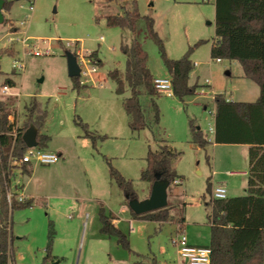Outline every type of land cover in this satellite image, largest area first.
I'll use <instances>...</instances> for the list:
<instances>
[{
    "label": "rangeland",
    "instance_id": "1",
    "mask_svg": "<svg viewBox=\"0 0 264 264\" xmlns=\"http://www.w3.org/2000/svg\"><path fill=\"white\" fill-rule=\"evenodd\" d=\"M133 1L17 0L9 12H3L0 101L10 102L11 116L22 125L26 106L37 99L47 112L41 130L50 137L46 149L62 151L68 159L64 167L54 171H50V165L34 162L37 169L31 175L21 176L33 205L13 213L15 264H183L175 243L182 230L193 245H207L210 241L207 216L211 208L205 205L212 199L206 193L208 179L225 184L228 197L246 194L247 178L229 177L225 170L228 153H232L237 161L236 170L248 171L243 166H248L243 147L200 148L190 143V119L204 134L212 136L215 93L244 102H255L260 96L258 84L245 77L239 61L218 62L211 57L215 0H136L140 13L155 19V28L170 58L179 59L193 47L191 59L195 65L190 84H199L196 93L186 96L184 101L160 93L157 102L161 118L158 125H152L153 131L130 128L123 106L130 88L125 84L124 93L118 94L117 82L109 76L115 69L121 75L125 73L126 55L121 45L129 44L134 33L128 28L107 25L105 17L124 13L132 8ZM101 36L103 41L99 40ZM137 36L148 53L154 77H169L158 45L147 35L144 20L139 21ZM26 37L27 46L22 41ZM201 40L206 42L195 46ZM49 48L50 54H46ZM37 49L43 55L34 54ZM68 52L76 57L97 52L101 64L93 79L104 80H91L79 91L74 89L68 71ZM19 63L24 64L23 69L17 67ZM9 80L15 81L16 94L3 93L2 87L10 85ZM141 103L150 119L149 96L143 94ZM76 115L104 137L97 138L96 146L75 123ZM158 138L167 139L182 153L176 170L184 176L183 184L169 188L167 207L173 220L163 223L134 219L123 192L110 177L107 164L109 159L133 181L139 199L149 197L152 184L143 181L141 173L146 168L149 149L164 144ZM102 210L117 218L115 225L127 235L131 250L119 244L116 236L102 231ZM181 215L186 218L182 228L177 222ZM51 221L55 229L52 254L58 258L47 262Z\"/></svg>",
    "mask_w": 264,
    "mask_h": 264
},
{
    "label": "trees",
    "instance_id": "2",
    "mask_svg": "<svg viewBox=\"0 0 264 264\" xmlns=\"http://www.w3.org/2000/svg\"><path fill=\"white\" fill-rule=\"evenodd\" d=\"M17 0H4L3 10L9 12ZM109 26L128 28L134 33L129 44L123 43L121 49L126 55V69L123 75L115 69L109 76L116 80L118 94H123L125 84L130 88V96L123 101V106L129 116V126L133 131L153 128L160 123V108L157 102L160 92L154 85V75L148 64V53L138 39L139 21H145L147 35L159 47L161 57L170 74L174 95L181 101L186 96L195 94L199 84H190V75L195 63L191 59L193 47L179 59L170 58L165 50L164 41L155 28V19L142 15L137 1L132 8L124 13L105 17ZM206 41L201 40L198 44ZM97 58V52H92ZM211 57L214 59L237 60L242 65L246 78L254 81L260 88V96L255 102L231 101L223 94H216L215 135L214 142L218 144H246L248 149V178L246 194L225 199H210L205 205L211 208L208 221L211 227L210 247L212 248L211 264H264V0H215V40L211 47ZM98 64L101 60L97 58ZM73 88L84 87L80 76L72 77ZM11 86L15 85L9 80ZM150 98L151 117L148 119L146 109L141 103V96ZM26 120L22 125L10 120L11 104L7 100L0 101V264L14 263L13 213L33 205V199L18 200L16 194L11 202L8 193L18 186L13 185L16 173L11 164V158H19L27 150L23 134L32 125L38 129V147L45 148L50 137L39 133L45 124L47 112L37 99L26 106ZM74 121L85 132L96 146L97 135L90 129L88 123L76 115ZM191 141L200 148H206L210 141L194 119H190ZM173 147L160 146L157 150L148 151L146 168L141 173L143 181L153 183L160 179L169 181L170 187L178 178H183L173 167V161L179 156ZM110 177L123 192L128 204L138 199L139 195L133 186V181L126 178L107 159ZM27 165L23 166V171ZM212 183L207 181L206 193H212ZM152 189V187H151ZM206 195H203L205 199ZM186 206V203H184ZM137 219L156 221L159 223L173 220L168 207L136 214ZM102 231L114 235L118 243L131 250L127 235L113 223V217L101 211ZM177 222L183 227L185 216L181 215ZM181 225V226H180ZM54 224L49 223L48 244L45 261L53 262Z\"/></svg>",
    "mask_w": 264,
    "mask_h": 264
},
{
    "label": "built area",
    "instance_id": "3",
    "mask_svg": "<svg viewBox=\"0 0 264 264\" xmlns=\"http://www.w3.org/2000/svg\"><path fill=\"white\" fill-rule=\"evenodd\" d=\"M33 8V6H31ZM100 41L104 40V37L101 36ZM23 44L27 46L28 44V37L24 38ZM46 54H50V48L46 50ZM34 54L36 55H43V53L40 50H35ZM77 61L80 66V80L81 83H88L89 81L93 80L94 74L98 72V61L92 57V55H84L79 54L77 56ZM217 61H222L221 58H217ZM17 67L19 69L24 68L23 63L17 64ZM209 86L211 84L210 80L207 81ZM154 85L158 92L164 93L168 96L174 95L173 90V84L172 80L169 77L166 78H154ZM13 86L5 84L2 87V91L5 94H12L11 88ZM203 92L204 89H203ZM202 92V93H203ZM16 94V93H15ZM10 120L12 122L15 121V119L10 116ZM18 125V124H17ZM19 126V125H18ZM210 131L213 133L215 132V127L210 128ZM11 164L14 166V172L17 173L18 171L21 173L23 166L28 164H33L34 162L43 164V165H51L54 163H57L61 159V155L58 152L50 151L46 148H40L38 146L36 147H28L27 150L24 152V154L19 158H11ZM16 180V177L14 178V181ZM14 186H18L19 183L14 184ZM175 183H180V180H176ZM19 187L16 189H12L8 193V200L11 202L12 197L14 194H16V197L20 201H24L26 198L20 194ZM212 199H225L228 197L227 189L225 186L222 185H215L212 188L211 193ZM177 248H178V254L180 259L184 262V264H211V255H212V248L210 246H199V245H193L189 242L187 234L184 230L181 231L178 239L175 241Z\"/></svg>",
    "mask_w": 264,
    "mask_h": 264
},
{
    "label": "crops",
    "instance_id": "4",
    "mask_svg": "<svg viewBox=\"0 0 264 264\" xmlns=\"http://www.w3.org/2000/svg\"><path fill=\"white\" fill-rule=\"evenodd\" d=\"M5 14L7 13V12H5V11H3ZM17 29V28H16ZM102 79L104 80V78H101V80H99V79H93V81L92 82H97V80L98 81H102ZM14 81V80H13ZM15 82V81H14ZM84 85H86V84H84ZM16 87L15 86H13L12 87V90L11 91H14V93H16L15 92V89ZM215 95H216V93H215ZM227 99L228 100H231L229 97H227ZM124 101V100H123ZM232 101V100H231ZM126 114H127V112H126ZM215 114H216V104H215V109H214V111L212 112V115L215 117ZM128 116V115H127ZM128 118H129V116H128ZM212 127H215V124H214V126H210V128H212ZM151 131H153L152 130V128H149ZM42 130V129H41ZM40 130V133H42V131ZM207 135V134H206ZM214 135H215V133L213 132L212 133V136L211 137H209L208 135H207V138H208V140L210 141V144L208 145V146H213V147H218V145H240L241 147H243V152L245 153V158L246 157H248V149H249V145H246V144H218V143H215L214 142ZM156 139V138H155ZM157 141H161L162 143H164V144H162V145H169V146H171V147H173L176 151H177V149L167 140V139H157ZM190 143H192V145H196V146H198L197 144H195V143H193L192 141H191V139H190ZM48 146V145H47ZM151 146V145H150ZM199 147V146H198ZM46 148V147H45ZM160 148V146L157 148V149H159ZM157 149H155V150H157ZM178 152V151H177ZM230 152H232V150H230ZM58 153L61 155V159L57 162V163H54V164H51L50 166H51V168H49L50 169V171H54V170H59V169H61L62 167H64L66 164H67V162H68V159L66 158V156L64 157V155H63V152L62 151H58ZM180 154H179V156L178 157H176V159L173 161V167L176 169V162L180 159V157H181V155H182V153L181 152H179ZM227 167H226V172H227V174L229 175V177H234V176H239V175H243V176H245L246 178H248V171H245V170H241V171H238V170H236V166H237V161H236V159H235V157H234V154H232V153H228V156H227ZM43 165V164H42ZM240 166H242V165H240ZM244 166V168H248V166H247V163L246 164H244L243 165ZM35 169H37L36 167L34 168L33 167V164H28L27 165V170L26 171H23V169H22V172L20 173L19 171L16 173V180L14 181V184H17V183H19L18 184V190H19V192H20V194H22L26 199H32L31 197H32V195H31V193L29 192V189H28V186H27V184H25L24 182H22V179H21V176L22 175H24L25 173H27V174H29V175H31V173L32 172H34L35 171ZM247 170V169H246ZM177 171V170H176ZM178 173V172H177ZM179 175H181L180 173H178ZM181 176H183V175H181ZM184 177V176H183ZM178 180H180V183H177V185L178 184H183V182H184V178H178ZM210 181H211V183H212V186L214 187L215 185H222V186H225L226 187V185L225 184H223V183H214V179L213 178H210ZM246 183H247V180H246ZM246 186H247V184H246ZM57 198H60L61 196L60 195H57L56 196ZM113 217V216H112ZM134 217V216H133ZM208 218V217H207ZM134 219H137V218H135L134 217ZM113 223L114 224H117V218L116 217H113ZM185 222H186V218H185ZM184 222V223H185ZM184 223H183V225H184ZM208 225H209V227H210V223H209V221H208ZM210 239H211V227H210ZM209 239V240H210ZM210 245V241H209V244H207V245H199V246H209ZM179 255V254H178ZM55 256V259H57L58 258V256L57 255H54ZM54 259V260H55ZM181 260V259H180ZM60 262V261H59ZM181 262L184 264V262L181 260ZM56 264H58V263H56Z\"/></svg>",
    "mask_w": 264,
    "mask_h": 264
},
{
    "label": "water",
    "instance_id": "5",
    "mask_svg": "<svg viewBox=\"0 0 264 264\" xmlns=\"http://www.w3.org/2000/svg\"><path fill=\"white\" fill-rule=\"evenodd\" d=\"M4 0H0V20L4 19L3 14ZM68 71L71 77L80 76V66L77 61V57L72 53H67ZM38 129L32 125L23 134V139L27 147L38 146ZM170 183L169 181L160 179V175H157V180L153 183L150 196L141 200L135 199L130 201L129 207L136 214H144L153 212L168 205V191Z\"/></svg>",
    "mask_w": 264,
    "mask_h": 264
}]
</instances>
